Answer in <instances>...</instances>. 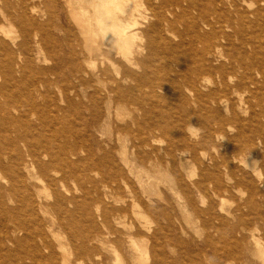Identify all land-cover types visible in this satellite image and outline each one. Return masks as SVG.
<instances>
[{
	"label": "bare ground",
	"instance_id": "6f19581e",
	"mask_svg": "<svg viewBox=\"0 0 264 264\" xmlns=\"http://www.w3.org/2000/svg\"><path fill=\"white\" fill-rule=\"evenodd\" d=\"M63 1L0 0V264H264V0ZM130 102L115 157L97 135Z\"/></svg>",
	"mask_w": 264,
	"mask_h": 264
},
{
	"label": "rangeland",
	"instance_id": "374dc122",
	"mask_svg": "<svg viewBox=\"0 0 264 264\" xmlns=\"http://www.w3.org/2000/svg\"><path fill=\"white\" fill-rule=\"evenodd\" d=\"M62 3L63 4H66L67 1L64 0ZM138 3L140 5L139 6L140 11H142L141 14H143V15H150L149 13H151V8H150V5L148 4L147 0H138ZM145 9L147 10V12H146ZM62 15L64 16V21H66L64 10L62 11ZM51 20H52V23H54L56 25L57 24H60V21L61 20H60V17H59V13L58 12L53 13L52 16H51ZM73 25L75 26L74 23H73ZM57 28H58V26L55 29L57 30ZM54 36L56 37V35H54ZM185 37L187 39L189 38L188 36H185ZM139 40H141V39H139ZM139 40H138V42H139ZM145 41H146L145 38H143L141 40V42H145ZM145 53H147V50H145ZM159 53H163V50L162 49H159ZM58 54L61 55L62 54V51H60ZM47 56H48V59H49V65H53L55 61L52 58L53 57L52 53L50 54V53L47 52ZM162 56L165 58V60L169 61L170 65L171 64L172 65L174 64L173 67H176V63L174 61H172L173 59H172L171 56H169L167 53H163ZM161 61L162 60H160V58L157 59L155 61V63H154L155 64V67H157V65H159L161 63ZM95 62H96V64H95ZM94 64L93 65L96 66V67L103 65L102 64V61L100 59L94 60ZM67 66H68V64L67 65L65 64V67H67ZM86 66H90V65L86 64ZM161 73L162 72H159V74H161ZM172 74H174V73L172 72ZM150 89H152V88L149 85H145L143 87V90L149 91ZM59 90L60 89L56 88L55 92L57 93V96L60 97V95H62L63 93L60 92ZM160 92L161 91L159 90V94H161ZM139 94H141V93H139ZM158 99H160V98H158ZM85 101L87 103L90 102V100L87 99V98H86ZM172 104H174V102H172ZM176 104H178V103H176ZM148 105L149 104L145 103L144 104V107H146V108L149 107L150 108V106H148ZM131 108L132 109H135V104L132 103V102L129 103V105H128V107L126 109H122V110L116 108L115 105H113V107H112L113 114H112V116L110 118V121H106L104 125H101V131L98 132L100 135H97V137L101 141L103 140L102 141L103 142L102 144L105 145V149L107 148V149H110L111 151H113L115 157L118 156L119 151L121 149L120 148V144L118 142H115V141H112L111 143H109V142H107L105 140L107 138H109V135L110 134H112V135H114V134L116 135L117 134V126L120 124V120H117L116 111H119L120 110L119 111L120 113H122L123 115H126L127 114L126 112H128L129 110H131ZM176 108H177V106H176ZM179 109H181V112L183 111L182 108H179ZM84 115H86V116L89 117L91 115L90 110L84 111ZM102 115H103L101 117L102 120H100L101 123L104 121L103 119H104V115H105V110H104V113ZM196 127H197L196 129L199 132V134H202L204 132V129L201 126L196 125ZM161 138H162V139H160L161 143H160V141H158V144L161 147L162 146L165 147L168 144V142H167V140L164 137H161ZM216 144H219V143L216 142L215 145ZM211 146H213V145H211ZM93 150H94V153H95L96 156H101L103 154V152H104L103 149L102 150L100 149V145L99 144H94ZM203 151L204 152L211 151V149H205ZM168 160H169V157L166 159L167 162L166 161L164 162L163 167H167L166 165H170V164H168ZM195 169L198 171L199 170V166L192 164L188 168V170H191V171L192 170L195 171ZM105 171H106L105 170V167H103V169L101 170V172H105ZM101 172L100 173L97 172V178H100V176H102L101 175ZM163 177L172 178L170 175L167 174V172L164 173ZM196 177H197V175L194 176V178H196ZM69 186H70L71 189H75V186H77V182L75 180H70L69 181ZM162 192H163L164 200H160V199H158V197L154 196L153 199H152L153 201L151 202V205L152 206H157V207H164L165 206V207H169L170 208L171 222L174 224V227H173L174 228V230H173L174 233L176 231H178L177 228H179L181 225H183L186 228H188V230H189L188 233H190L189 235H193L194 234V228H195V226L197 225V226L200 227L201 220H198V218L195 217L194 213L192 212L193 210H189L190 208H188V207L187 208L186 207L180 208V206L178 205V199H177L178 196L176 194H172L169 191L168 188L162 187ZM129 193L130 192L128 191V189L123 188V189H121V190L118 191V197L121 200L123 199V197H125L124 199H128L129 198V195H130ZM180 194L183 196V193L180 192ZM227 196H229V197H227L228 200L224 203L226 205V206L224 205V207H229V206L235 205L236 196H233L232 194H228ZM206 199L209 200V198H206ZM181 200H183V201L185 200L184 199V196H183V198ZM201 204H202V202H199V205H201ZM145 219H148L150 221L153 220L154 221L153 222L154 225L160 223V224H163V225H166L167 226L168 224H170V220H167V219H165L162 216H159L156 219H154L151 215H149ZM110 258H112V255H111ZM207 261H208V258H207V256L204 253L196 256L193 259V263H195V264H206ZM232 262L234 264H238L239 263V262H237V260L235 261V259H233V258H232Z\"/></svg>",
	"mask_w": 264,
	"mask_h": 264
},
{
	"label": "clouds",
	"instance_id": "9594fccd",
	"mask_svg": "<svg viewBox=\"0 0 264 264\" xmlns=\"http://www.w3.org/2000/svg\"><path fill=\"white\" fill-rule=\"evenodd\" d=\"M218 139H220V138H218ZM248 158H249V156H247L244 159L238 161V163L240 164L241 167H244L246 170L252 171L253 174H256L258 166L255 163V161L250 164Z\"/></svg>",
	"mask_w": 264,
	"mask_h": 264
}]
</instances>
